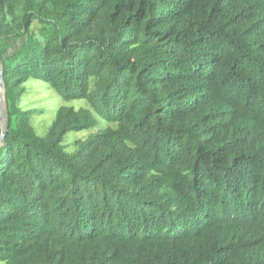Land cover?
I'll return each instance as SVG.
<instances>
[{"label":"trees","instance_id":"obj_1","mask_svg":"<svg viewBox=\"0 0 264 264\" xmlns=\"http://www.w3.org/2000/svg\"><path fill=\"white\" fill-rule=\"evenodd\" d=\"M0 59V264H264V0H0Z\"/></svg>","mask_w":264,"mask_h":264},{"label":"rangeland","instance_id":"obj_2","mask_svg":"<svg viewBox=\"0 0 264 264\" xmlns=\"http://www.w3.org/2000/svg\"><path fill=\"white\" fill-rule=\"evenodd\" d=\"M36 26V22H33ZM17 42H12L9 48H16ZM24 93L20 97V104L23 108L35 110L31 117V124L38 135H45L50 129L54 112L60 105L73 106L74 108L85 107L86 103L82 100L62 101L53 90L44 86L33 84H24ZM96 128L70 132L64 136L66 151L73 152L78 147V142L85 139L86 136L94 132Z\"/></svg>","mask_w":264,"mask_h":264},{"label":"water","instance_id":"obj_3","mask_svg":"<svg viewBox=\"0 0 264 264\" xmlns=\"http://www.w3.org/2000/svg\"><path fill=\"white\" fill-rule=\"evenodd\" d=\"M1 89H2V71H1V63H0V129H1L0 142L3 140L5 135V117H4Z\"/></svg>","mask_w":264,"mask_h":264}]
</instances>
